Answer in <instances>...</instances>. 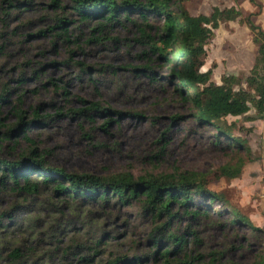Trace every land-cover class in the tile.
Returning a JSON list of instances; mask_svg holds the SVG:
<instances>
[{
  "label": "trees",
  "instance_id": "obj_1",
  "mask_svg": "<svg viewBox=\"0 0 264 264\" xmlns=\"http://www.w3.org/2000/svg\"><path fill=\"white\" fill-rule=\"evenodd\" d=\"M51 0L49 6L62 12L53 24L40 28L34 35L48 39L57 51L59 43L69 46L79 24L95 22L94 32L101 36L127 32L131 38L121 43L125 53L132 55L128 68L138 76L150 78L161 90L165 86L187 104L190 116L199 125L213 126L214 142L238 149L245 147V139L236 137L232 127L221 122L228 116H241L255 108L264 116V31L250 13L245 23L254 33L259 44L256 63L247 77L248 88L236 89L237 77L226 75L221 84L212 80V68L202 71L207 57L206 45L223 21H232L243 14L237 7H214L210 14L192 15L184 0ZM255 1V0H250ZM34 5L32 0H3L0 6V62L8 56V31L16 32L19 12ZM24 7V8H23ZM70 11L65 14L64 11ZM17 14H13L16 13ZM72 15L77 20L72 19ZM77 21V22H76ZM90 41V40H89ZM77 48L82 46L75 42ZM74 50L70 49V58ZM69 62V60L65 61ZM52 63L57 64L55 61ZM80 73H87L84 62L77 60ZM2 64L0 65V67ZM111 65H107L110 67ZM27 57L17 62L18 77L15 86L5 83L0 89V264H248L239 262L233 253L244 248V237L222 249L202 251V239L196 225L202 217L222 214L212 207L222 195L208 187V174L198 171L147 172L135 176L123 171L109 175L91 172H70L52 165L46 151L31 136L32 129H39L50 121L69 116L77 119L82 129L86 124L103 120V130L114 121L128 114L143 118L141 112H123L90 102L79 97L81 104L71 105L68 84L60 86L53 81L43 84L61 92L62 102L54 114H43L45 102L26 106L25 85L43 69H35ZM112 67V66H111ZM102 71V70H101ZM100 72L99 69L96 71ZM96 72H89L93 76ZM39 87L31 91L38 93ZM41 89V87H40ZM166 90V92H167ZM51 106L57 104L52 102ZM29 111L32 116L29 115ZM114 113L118 114L117 118ZM10 114L17 117L10 120ZM173 122L183 120L174 115ZM170 129V128H169ZM162 133L158 140L160 156L170 143ZM93 139L89 130H84ZM25 143V147L22 143ZM249 152V147H246ZM244 159L223 165L220 175L233 177L243 169ZM137 205L139 213L147 218L152 229L144 247L131 257L109 249L118 239L114 230L106 228L115 206ZM231 218L220 222V229L229 231L236 226H247L256 236L260 252L252 264H264V229L251 223L249 218L233 210Z\"/></svg>",
  "mask_w": 264,
  "mask_h": 264
},
{
  "label": "rangeland",
  "instance_id": "obj_2",
  "mask_svg": "<svg viewBox=\"0 0 264 264\" xmlns=\"http://www.w3.org/2000/svg\"><path fill=\"white\" fill-rule=\"evenodd\" d=\"M23 1L18 0L20 3ZM32 1L34 5L30 9L18 13L17 31H8L11 43L6 49L8 56L0 62V89L5 83L11 82L15 86L17 62L30 57L35 69L40 64L43 69L38 73L39 77L29 79L25 85L26 106L43 101L45 108L42 113L54 114L62 102L61 92L43 85L53 80L58 88L68 84L73 100L71 105L75 107L81 104L79 97H83L88 103L100 102L113 110L137 111L144 115L138 118L126 114L119 121H114L108 130L102 129L103 120L94 125L86 124L82 129L80 122L69 116L32 129L30 134L46 151L48 161L70 172L99 175L130 171L140 176L147 172H173L176 167L181 171L207 173L208 187L222 195L212 207L221 209L222 214L198 220L196 227L202 239V251L222 249L233 240L237 245L244 237V248L233 253V257L239 262L254 263L260 249L251 229L236 226L225 232L219 224L233 217L232 211L236 210L249 218L253 225L264 229V116L261 117L255 108L241 116H228L221 125H231L233 135L245 139V147H230L225 139L216 145L213 126L199 125L190 116L189 106L181 103L176 94L169 92L166 86L161 90L150 78L138 76L128 68L132 55L126 54L121 47V43L131 38L127 32L118 35V42L111 40L115 35L109 33L95 41L99 35L93 31L95 22L79 24L74 29V41L69 48L59 43L57 51H54L48 39L28 35L53 24L55 17L61 16L62 12L49 6L51 0ZM60 1L70 4L69 0ZM2 3L0 0V6ZM184 5L192 15L210 14L216 6L221 9L235 6L241 10V17L223 21L219 28L214 29V35L206 45L207 57L201 70L212 68V80L217 84L222 83L224 76L233 74L237 77L236 89L248 88L246 80L256 63L259 44L254 42V33L244 18L255 13L253 20L264 31V0H184ZM69 11L66 8L64 13ZM71 17L73 21L77 20L75 15ZM75 42L82 47L77 48ZM70 49L75 51L72 58ZM67 60L68 63L65 62ZM77 60L89 66L87 73L79 72ZM97 69L100 72L97 73ZM89 72L96 73L92 76ZM36 86L39 87L38 93L31 91ZM52 102L57 106H51ZM177 114L184 118L173 122L172 117ZM29 115L32 116L30 111ZM117 117L118 114L114 113L113 118ZM10 120L16 121L17 117L10 114ZM86 129L93 139L85 136ZM167 129L169 132L165 136L170 143L160 156L154 157L160 154L161 143L158 140ZM246 147H249V152ZM239 156L244 159L242 171L233 177L221 176L220 168ZM6 203L7 200L3 199L0 207ZM138 211L137 205L115 206L111 210L112 215L105 220V225L118 236L109 247L113 252L131 257L143 249L152 224Z\"/></svg>",
  "mask_w": 264,
  "mask_h": 264
}]
</instances>
